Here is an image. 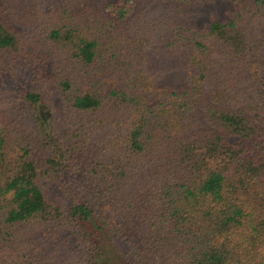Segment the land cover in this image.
Listing matches in <instances>:
<instances>
[{"label":"trees","instance_id":"16d2710c","mask_svg":"<svg viewBox=\"0 0 264 264\" xmlns=\"http://www.w3.org/2000/svg\"><path fill=\"white\" fill-rule=\"evenodd\" d=\"M218 1L232 19L200 31L199 7ZM28 29L65 130L36 90L19 93L30 139L0 112V264H264V0H0V66ZM173 70L184 90L156 84ZM51 227L90 259L46 258L27 234Z\"/></svg>","mask_w":264,"mask_h":264},{"label":"rangeland","instance_id":"374dc122","mask_svg":"<svg viewBox=\"0 0 264 264\" xmlns=\"http://www.w3.org/2000/svg\"><path fill=\"white\" fill-rule=\"evenodd\" d=\"M109 4L118 6L123 5L125 0H105ZM236 7L230 1H218L212 3L202 4L197 11L195 23L200 31H204L208 26L215 21H228L233 17ZM24 51L25 54L17 59L16 63L5 61L3 66H0V112L4 113V117L8 120H13L18 124L20 132L23 137L30 139L34 135V129L29 122L26 114L25 104L20 100L19 93L26 90H36L43 93L44 97L48 99L53 106L55 114V124L64 132L65 128L62 125L65 114L62 103L58 97L56 85L52 81L51 62L45 61L36 48V35L34 29H28L24 34ZM42 57L44 61L40 62ZM189 72L185 70H173L162 74L156 84L160 87H165L168 92L181 91L187 86ZM116 86V79L109 77L105 80V90H109ZM2 113V115H3ZM104 133L98 139L104 138ZM38 148V147H37ZM81 174V173H79ZM83 177L84 175L81 174ZM50 192L53 197H57L66 207L69 206V199L57 188L56 185L50 186ZM98 212L110 219L112 222H119L120 229L123 233L139 239L134 233L133 228L130 227L126 220H120L116 216L112 203L103 201L100 203ZM55 227L46 229H34L27 234V238L34 242L38 249L44 251V256L47 258L63 260V257H69L74 263H84L90 259L91 253L82 247L77 248L75 237H70L68 231L64 234ZM55 233L56 238H51L50 234ZM54 240V243L50 242ZM67 239V244L64 241ZM116 242L120 240V236H114ZM100 248L103 246L110 247L105 239L97 241ZM123 244L122 246H124ZM67 247V248H66ZM72 251H71V250ZM69 252L68 254H65ZM118 259V254H117Z\"/></svg>","mask_w":264,"mask_h":264}]
</instances>
